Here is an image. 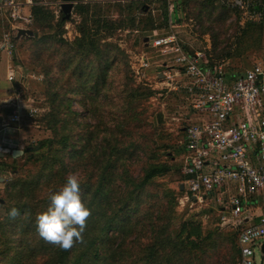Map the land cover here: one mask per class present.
Returning a JSON list of instances; mask_svg holds the SVG:
<instances>
[{"label": "rangeland", "instance_id": "rangeland-1", "mask_svg": "<svg viewBox=\"0 0 264 264\" xmlns=\"http://www.w3.org/2000/svg\"><path fill=\"white\" fill-rule=\"evenodd\" d=\"M57 1L61 0L39 1V3H43L41 5L53 12L55 19L52 22L36 21L30 29L33 30L34 35L22 37L18 41V57L23 71L30 75L24 84L11 83L6 80L5 58L3 60L2 74L0 75V114L4 119L3 122H0V152H5V155L2 156L0 162H8L12 165L13 150L25 151L28 146L37 145L41 140L53 136V130L46 120V115L51 110L49 88L54 84L61 88L63 93L73 89L71 96L74 98L72 102L74 113L70 117V125L77 126L76 133L88 132V129L98 131L97 129L105 128V133L108 135L109 130L114 129L119 123L124 124V128L126 127V123L122 121L125 116L127 117L124 114V90L129 89L130 86L149 88L153 91L152 96L142 101L140 107L136 109V113L140 114L139 118L142 119V127L139 128L140 136L133 134V136L126 137V139L135 140L142 147L137 149L133 158L127 160L125 167L131 175L141 177L144 175V169L150 163L164 162L171 166V171L156 179V183L146 192V195L153 194L150 200L152 203L163 198L164 200L159 204L160 209L157 211H165L168 208L165 200L169 199V197H163L165 188L173 189L176 194L179 192L183 152V149L179 148V142L183 136L184 120L187 115L192 119L195 116L189 110L188 102L181 92L170 93L167 87H163L158 75L161 71L160 67L148 70L142 81L136 77L132 69L135 55L145 49L147 34L145 30L142 31V28L147 27L145 26L148 22L147 16L151 15L156 18L157 24L162 22V13L164 12L162 1L138 0V5H143V7L131 10L127 8L131 0H115L107 3L101 2V5H91L90 25L96 26L95 19L101 20L102 26L105 25L96 36L100 39V49L103 52L99 59L95 58L93 54L83 56L74 45L75 40L81 36L80 26L84 21L83 15L77 14L76 17H70V20L65 21L62 26L57 24L58 20L64 17L63 15L57 17L55 13L58 7H55L54 3ZM122 2H125L122 5L123 10L118 5ZM197 3L184 6L181 21H178L179 17L174 16L177 24L180 25L175 30H178L185 40L192 43L197 49H202L210 43L214 58H216V54L223 55L232 44L229 55L221 56L231 68L244 71L258 62L264 63L263 25H261V37L255 45L250 42L252 34L241 39L239 43L243 29L250 24L242 27L235 15L231 13L222 19L215 20L221 13V8L218 6L212 15L199 17L198 5L202 4L203 0H198ZM95 13L97 15H94ZM132 18L135 19V27L132 26ZM165 27L166 25L161 28L166 29ZM61 31L64 42L59 40ZM55 34L58 36L53 37ZM215 36L217 45L214 42ZM101 64L106 67V81L97 102L93 103L91 97L96 94L95 82L90 81L87 85L78 86H76V82L80 67L85 66L88 72L91 68L97 70ZM46 66L50 67L49 76L46 74ZM85 78L96 80L97 76H92V78L86 76ZM98 84L103 86L102 80ZM18 105L24 108L25 114L19 122H13L10 117ZM93 105L95 108L91 110ZM31 109H37L33 116L28 115ZM73 118L76 119L77 124L73 123ZM9 142L15 145L10 146ZM98 144L99 140H96L94 146L96 147ZM46 150L40 149L39 151L42 153L38 150L34 151V154L33 152L24 153L23 156L15 158L18 170L16 175L8 171H0V177L5 178L4 182L0 181V198L4 199V203H0V251L11 247L9 251L0 256V264H16L18 259L15 257L19 253L26 254V251L21 248L22 242L34 243L36 241L32 234L23 232L17 226H10L11 232L6 233L3 223L9 214L8 184L18 176L41 175L43 163L38 162V159L35 158L41 157L46 153ZM80 172L78 171L76 174L79 175ZM82 175L85 174L82 173ZM49 193L48 186L40 191L41 196L49 195ZM179 197L177 195V201ZM257 200L254 211L258 219L260 215H264V197L257 196ZM202 208L199 206L194 209L188 208L185 211V209L179 210L177 204L175 210L178 219L172 221L170 230L178 229L182 219L193 218L201 222L203 238L209 232H212L213 235L206 242L209 246L208 249L206 248L205 253L202 252L193 264H203V259L209 264H230L233 251H231V244L226 240V235L232 230L213 231L219 217L214 212L209 219H203V223L201 218L195 215ZM259 241L264 242V238ZM235 258L237 261L236 255ZM254 258L256 264H264V255L259 248L256 249Z\"/></svg>", "mask_w": 264, "mask_h": 264}, {"label": "trees", "instance_id": "trees-1", "mask_svg": "<svg viewBox=\"0 0 264 264\" xmlns=\"http://www.w3.org/2000/svg\"><path fill=\"white\" fill-rule=\"evenodd\" d=\"M161 1L164 7L162 22L157 24L156 18L147 16L148 22L145 25L147 27L142 28L146 34L168 25V0ZM197 2L198 0H172L175 5V16L179 17L178 21L182 19L184 6ZM124 3L118 4L121 10ZM138 3V0H131L128 10L142 8L143 5ZM95 4L101 5L98 2L94 4L81 2L75 6L76 14L83 15L84 21L80 26L81 36L75 40L74 45L83 56L93 54L99 59L103 52L100 49V39L96 36L105 25L102 26L99 19H95V27L90 25V9L91 5ZM216 6L221 8V13L215 20L222 19L229 13L236 15L235 11L222 7L218 0H203V3L198 5L199 17L212 15L217 9ZM32 10L35 22H52L55 19L53 12L46 6L35 5ZM131 21L132 26L135 27V19L132 18ZM64 23L63 18H60L57 24L62 26ZM60 33L59 40L64 42L62 31ZM251 34L250 42L255 45L261 37V25H249L244 28L239 43L241 39ZM55 36L58 35L55 34L53 37ZM214 42L215 45L218 44L216 36ZM231 46L232 44L223 55L216 54V59H223L221 56L229 55ZM46 68V74L49 76L50 67L46 66ZM106 75V67L102 64L97 70L91 68L88 72L86 67L82 66L76 86L87 85L90 81L95 82L96 94L91 99L93 103H96L101 89L104 88ZM86 76L91 78L97 76V79L90 80L85 78ZM100 80L103 86L98 84ZM72 90L69 89L63 93L56 84L49 88L51 110L46 115V120L53 130V136L41 140L37 145L28 146L24 151V153L33 152L34 154V151L47 149L45 154L35 158L43 163L41 175L18 176L8 184L10 205L9 214L3 223L4 231L10 233V226H17L36 239L34 243L22 242L21 248L26 251V254L19 253L15 257L18 259L16 264H193L194 260L199 258L202 252L204 254L206 248L208 249L206 242L211 239L213 233L209 232L203 238L202 224L193 218L182 219L178 229L170 230L172 221L178 219L175 207L178 204L177 195L180 196L183 193L181 186L179 185L178 194L171 188H165L163 197H169L167 201L165 200L168 205L165 211H157L160 209L159 204L164 200L163 198L152 203L150 200L153 194L146 195L147 190L156 183V179L171 171V166L164 162L150 163L141 177L131 175L125 167L127 160L133 158L137 149L142 147L135 140L126 139L133 134L140 136L139 128L142 127V119L139 118L140 114L136 113V109L140 107L142 101L152 96L153 91L141 86H130L129 89H125L124 114L127 117L125 116L122 121L126 123V127L119 123L114 129L109 130L108 135L105 133V128L97 129L98 131L88 129V132H75L77 126L70 125V117L74 113ZM94 108L93 105L90 109ZM73 123L77 124L75 118ZM96 140H99V144L95 147ZM12 163L10 165L8 162H0V171H8L16 175L17 160L14 159ZM69 168L72 170H68ZM78 171H82L79 173V176L83 177L81 194L88 203L90 215L86 218L81 239L74 240L70 248L63 249L44 240L38 234L36 216L46 208L48 203V194L41 196L40 191L48 186L52 192L63 184L69 172L77 173ZM183 180L184 176L181 175V181ZM12 208L17 209L15 216L10 215ZM208 213L211 215L214 211L203 209L197 211L195 215L203 221V214ZM215 230H223V228L216 226L213 231ZM226 240L231 244V251H233L230 264H237L238 261L235 258V255L239 256L237 232L232 231L227 234ZM10 248L0 251V256ZM203 264L209 263L203 259Z\"/></svg>", "mask_w": 264, "mask_h": 264}, {"label": "built area", "instance_id": "built-area-1", "mask_svg": "<svg viewBox=\"0 0 264 264\" xmlns=\"http://www.w3.org/2000/svg\"><path fill=\"white\" fill-rule=\"evenodd\" d=\"M111 1L115 0L70 1L74 3L70 17L77 16L78 3ZM64 2L69 1L54 3L57 17L64 16ZM218 2L236 12L242 27L264 26V0ZM41 4L34 0H0V75L5 58V78L11 83L24 84L30 76L23 71L18 57L22 37L17 36L20 29L34 26L32 8ZM174 7L168 0L166 29L147 33L145 49L135 55L132 69L142 81L148 70L160 67L163 87L170 93L181 92L195 116L185 117L179 142L183 149L180 171L184 176L179 185L184 189L178 209L202 206V210L216 212L218 227L237 232V264H256V249L264 255V242L259 241L264 238V215L257 219L254 211L257 196L264 197V63L242 71L231 68L224 59L214 58L210 43L202 49L194 48L175 30L180 25L174 18ZM23 110L18 105L10 119L19 122ZM36 111L31 109L28 115ZM202 217L209 219L210 213Z\"/></svg>", "mask_w": 264, "mask_h": 264}, {"label": "clouds", "instance_id": "clouds-1", "mask_svg": "<svg viewBox=\"0 0 264 264\" xmlns=\"http://www.w3.org/2000/svg\"><path fill=\"white\" fill-rule=\"evenodd\" d=\"M82 183L83 177L69 173L63 184L49 193L46 208L36 216L39 236L63 249L81 239L90 215L88 203L81 194ZM16 214L17 209L12 208L10 215Z\"/></svg>", "mask_w": 264, "mask_h": 264}, {"label": "water", "instance_id": "water-1", "mask_svg": "<svg viewBox=\"0 0 264 264\" xmlns=\"http://www.w3.org/2000/svg\"><path fill=\"white\" fill-rule=\"evenodd\" d=\"M74 7V3L73 2H64L61 5V8L64 12V17H63V21H67L70 19V15H71V11ZM34 32L33 30H24V29H20L17 38H21V37H28V36H33ZM0 122H3V116L0 115ZM24 154V150L21 149H15L12 152V157L15 159L19 156H22ZM5 154L3 152H0V157L4 156ZM5 178L0 177V181L4 182ZM184 189V186H181V190ZM0 203H4V199L0 198ZM263 251H264V244H263Z\"/></svg>", "mask_w": 264, "mask_h": 264}, {"label": "crops", "instance_id": "crops-1", "mask_svg": "<svg viewBox=\"0 0 264 264\" xmlns=\"http://www.w3.org/2000/svg\"><path fill=\"white\" fill-rule=\"evenodd\" d=\"M5 154V152H3Z\"/></svg>", "mask_w": 264, "mask_h": 264}, {"label": "flooded vegetation", "instance_id": "flooded-vegetation-1", "mask_svg": "<svg viewBox=\"0 0 264 264\" xmlns=\"http://www.w3.org/2000/svg\"><path fill=\"white\" fill-rule=\"evenodd\" d=\"M3 119H4V117H3Z\"/></svg>", "mask_w": 264, "mask_h": 264}]
</instances>
